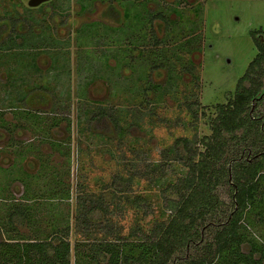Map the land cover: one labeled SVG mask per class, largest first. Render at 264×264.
<instances>
[{"label":"rangeland","instance_id":"1","mask_svg":"<svg viewBox=\"0 0 264 264\" xmlns=\"http://www.w3.org/2000/svg\"><path fill=\"white\" fill-rule=\"evenodd\" d=\"M8 1H0V12ZM27 1L13 10L47 17L33 36L25 32L36 23L25 19L19 41L2 43L9 21L0 16V247L68 227L71 264H97L88 256L94 243L151 237L178 207L164 190L179 178L195 180L196 166L174 141L186 136L190 153L206 149L217 105L227 104L258 51L252 32L264 30V0ZM110 5L118 20L106 15ZM100 108L107 118L94 123ZM252 110L261 123L244 130L249 150L237 144L242 134L225 141L234 157L241 153L236 162L264 160L254 155L264 146V99ZM225 176L216 201L196 207L202 216L167 264H189L199 247L211 251L237 208ZM19 202L32 218L11 223ZM93 205L101 215L91 221L85 212ZM241 216L248 237L264 246V221L254 209ZM250 245L245 237L240 249Z\"/></svg>","mask_w":264,"mask_h":264},{"label":"trees","instance_id":"2","mask_svg":"<svg viewBox=\"0 0 264 264\" xmlns=\"http://www.w3.org/2000/svg\"><path fill=\"white\" fill-rule=\"evenodd\" d=\"M107 11L106 15L113 16L114 20L119 19L118 11L114 6L110 5ZM252 33L258 51L237 80L234 91L228 94L227 104L217 105L218 119L214 120L212 135L203 137L206 149L198 153H190L186 136L177 137L174 141L180 157L194 161L196 166L195 180L179 178L164 190L169 199L178 200V207L174 209L166 223L154 225V235L151 237L143 239L132 234L121 240L120 244L109 241L94 243L93 251L88 256L95 258L97 264H167L172 254L180 248H175L177 243H184L182 238L185 237V232L202 216L196 207L206 203L209 198L212 202L218 198L215 188L223 173L226 174L225 182L234 186L232 196L237 208L233 209V214L225 226L216 231V236L211 241V251L199 247L201 249L199 256H195L196 258L190 260L189 264H264V246L252 241L242 229L240 222L243 209L246 213L254 209L257 218L264 221V185L257 189L258 184L264 183V160L250 161L247 158L236 162L235 158L242 159L241 153L234 157L227 147L231 140L233 143L237 142V136L242 134V140L237 144L241 143L243 149L249 150L250 146H248L244 130L246 127L248 130L257 128V125L261 123V121L258 123L257 117L252 116L251 113L254 101L264 99L262 69L264 67V30ZM106 118L105 111L100 108L99 112L92 117V121L101 124ZM112 118L115 121L119 119L117 115ZM67 120L69 121V118ZM251 124L255 126H247ZM55 140L51 143H55ZM225 141H228L227 145ZM254 155L264 158V146ZM230 174H233V182L229 180ZM21 203L19 202L9 212L8 221L11 223L31 220L28 205ZM100 212L101 207L93 205L86 210L85 215L88 220L94 221L100 217ZM194 231L195 229L190 233ZM67 232L68 227L55 228L41 237L34 236L21 242H5L0 247V264H71L72 248L64 236ZM245 237L251 244L247 252L240 249V243ZM187 242L186 246L190 243ZM257 251L259 256L255 257L254 253Z\"/></svg>","mask_w":264,"mask_h":264},{"label":"crops","instance_id":"3","mask_svg":"<svg viewBox=\"0 0 264 264\" xmlns=\"http://www.w3.org/2000/svg\"><path fill=\"white\" fill-rule=\"evenodd\" d=\"M1 1V0H0ZM16 1L17 0H15V1H12V0H9L8 1V5H6V8H8L7 9V12L5 11V10H3V11H1L0 12V16H1V20L3 21V20H8L9 21V27H7V28H5L4 30H2V33H1V35H4V36H6V38L3 40V42L2 43H6V42H4L5 40H9L10 38L12 39V41H19V37L18 36H20V32H19V30H20V22L22 23V24H24L25 23V19H28V20H33L36 24H34V23H32V22H30V24H28L27 26H29V27H27L26 28V32H25V35L26 36H28L29 34H33V32H38V31H41V29H42V27H44L45 25H44V23H42V19H45V18H47V17H43L42 15L41 16H39L38 15V13L37 14H35L34 12H30L31 13V15L30 14H28L26 17H24V15H19L18 14V12L16 11V10H13V8L14 9H16V5L18 4H16ZM50 2V0H44V1H42V2H40L39 4H37V5H42V3L43 2ZM46 2V3H47ZM27 3H28V1H27ZM29 5V4H28ZM37 5H33V6H37ZM30 7H32V5H29ZM5 8V9H6ZM4 12V13H3ZM35 15H37V17H35ZM10 19H13L12 20V22L10 21ZM16 19V20H15ZM1 24V26L3 25L2 23H4V24H6L5 22H0ZM11 25L13 26L14 25V27H15V29L17 30V32H18V34L16 33V34H12L13 32H12V29L14 28V27H12L11 28V30H9L10 29V27H11ZM3 27V26H2ZM22 33V32H21ZM31 34V36H33ZM41 33H38V35H40ZM124 37H122V39H123ZM18 44V43H17ZM1 45V44H0ZM7 47V46H6ZM1 48V47H0ZM5 50H6V48H5ZM128 50H130V49H128Z\"/></svg>","mask_w":264,"mask_h":264},{"label":"water","instance_id":"4","mask_svg":"<svg viewBox=\"0 0 264 264\" xmlns=\"http://www.w3.org/2000/svg\"><path fill=\"white\" fill-rule=\"evenodd\" d=\"M42 1L44 0H28V4L33 6L39 4Z\"/></svg>","mask_w":264,"mask_h":264}]
</instances>
